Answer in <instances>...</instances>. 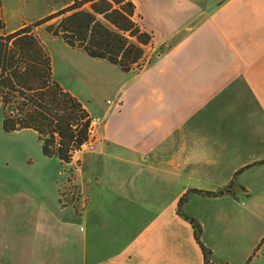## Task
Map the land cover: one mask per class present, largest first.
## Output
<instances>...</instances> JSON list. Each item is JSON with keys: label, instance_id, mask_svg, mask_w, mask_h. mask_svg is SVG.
<instances>
[{"label": "crops", "instance_id": "1", "mask_svg": "<svg viewBox=\"0 0 264 264\" xmlns=\"http://www.w3.org/2000/svg\"><path fill=\"white\" fill-rule=\"evenodd\" d=\"M134 2L154 34L141 68L124 71L51 34L63 40L54 52L34 33L55 78L103 121L64 170L0 175V264H205L191 218L209 264H244L258 244L264 0H146L145 12ZM72 168L76 205L61 197ZM234 179L229 192L197 191ZM242 229L254 236L246 249Z\"/></svg>", "mask_w": 264, "mask_h": 264}, {"label": "trees", "instance_id": "2", "mask_svg": "<svg viewBox=\"0 0 264 264\" xmlns=\"http://www.w3.org/2000/svg\"><path fill=\"white\" fill-rule=\"evenodd\" d=\"M141 18L134 0H73L34 23H24L20 28L0 34V105L9 103L15 96L20 112L18 116L6 114L3 128L6 131L33 129L46 156H56L66 163L72 161L76 150L91 137L93 116L55 78L52 56L34 34L33 27L49 23L47 30L71 47L82 48L92 57L107 59L122 70L131 71L145 65V49L154 39ZM55 19L56 24L50 23ZM4 27L0 0V28ZM234 184L235 179L228 189L220 192L197 191L206 195L222 194L229 192ZM187 199L186 193L180 207ZM190 220L204 251L205 264H209L212 250L200 239V224Z\"/></svg>", "mask_w": 264, "mask_h": 264}, {"label": "rangeland", "instance_id": "3", "mask_svg": "<svg viewBox=\"0 0 264 264\" xmlns=\"http://www.w3.org/2000/svg\"><path fill=\"white\" fill-rule=\"evenodd\" d=\"M73 0H1V15L5 22V27L0 28L2 32H11L20 28L24 23H34L39 18L45 17L65 6L70 4ZM146 0H138L140 10L145 12ZM86 8H89L86 6ZM57 19L50 23L56 24ZM147 23V20L141 18V23ZM142 23V25H144ZM148 23H151L150 16ZM45 23L39 26H34V33L41 36L42 39L51 43L54 52L59 51L63 53V40L59 37L51 36V32L47 30ZM53 35V34H52ZM149 46H147L148 51ZM152 57L146 56L147 61ZM145 61V62H147ZM59 67V62H56ZM17 97L5 104L0 105V175H11L16 172L19 174L27 175L28 178L36 177L38 174L37 166L43 168L45 165L62 166L61 160L58 157L46 156L41 147V141L38 134L34 130H15L6 131L3 128V115L12 113L18 116L20 112L17 110ZM48 169V167L46 168ZM69 169V167H68ZM69 171V172H68ZM62 174V178L67 180L69 176L72 180L61 188V197L64 203L76 205L78 203L77 185L74 182L76 174L73 168ZM69 174L68 176H66ZM264 203V200L262 201ZM262 236L254 250L248 256L244 264H264V226L261 230ZM239 236L236 242L246 249L252 242V231L249 229H242L239 231ZM252 259L249 261V258ZM240 257L233 256V261L230 264H238ZM249 261V262H248Z\"/></svg>", "mask_w": 264, "mask_h": 264}, {"label": "built area", "instance_id": "4", "mask_svg": "<svg viewBox=\"0 0 264 264\" xmlns=\"http://www.w3.org/2000/svg\"><path fill=\"white\" fill-rule=\"evenodd\" d=\"M103 121V117L100 116H93L92 118V132L94 131V129H96V127ZM82 148V147H81ZM80 148V149H81ZM80 149L76 150V152H78ZM75 152V153H76Z\"/></svg>", "mask_w": 264, "mask_h": 264}]
</instances>
